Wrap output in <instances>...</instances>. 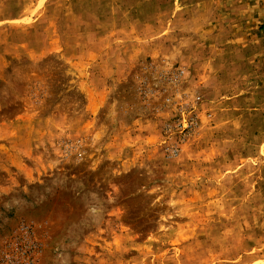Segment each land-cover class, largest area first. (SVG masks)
Listing matches in <instances>:
<instances>
[{
    "label": "rangeland",
    "instance_id": "obj_1",
    "mask_svg": "<svg viewBox=\"0 0 264 264\" xmlns=\"http://www.w3.org/2000/svg\"><path fill=\"white\" fill-rule=\"evenodd\" d=\"M221 8L0 0V264H264V29Z\"/></svg>",
    "mask_w": 264,
    "mask_h": 264
},
{
    "label": "crops",
    "instance_id": "obj_2",
    "mask_svg": "<svg viewBox=\"0 0 264 264\" xmlns=\"http://www.w3.org/2000/svg\"><path fill=\"white\" fill-rule=\"evenodd\" d=\"M215 3H218V7L220 6V8L221 6L223 7V4L230 3L231 11L236 12L237 16L239 15V9H242L246 15V23L251 26L250 28H246L247 31L248 29L255 28L257 25L256 23H260L257 28L264 29V0H215ZM221 10H223V8H221ZM263 32L264 31L261 29V34H263ZM261 34L259 33V35Z\"/></svg>",
    "mask_w": 264,
    "mask_h": 264
}]
</instances>
